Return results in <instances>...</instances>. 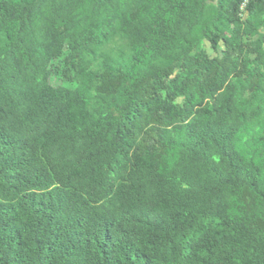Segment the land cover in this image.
<instances>
[{"label": "trees", "instance_id": "16d2710c", "mask_svg": "<svg viewBox=\"0 0 264 264\" xmlns=\"http://www.w3.org/2000/svg\"><path fill=\"white\" fill-rule=\"evenodd\" d=\"M0 264H264V0H0Z\"/></svg>", "mask_w": 264, "mask_h": 264}, {"label": "rangeland", "instance_id": "374dc122", "mask_svg": "<svg viewBox=\"0 0 264 264\" xmlns=\"http://www.w3.org/2000/svg\"><path fill=\"white\" fill-rule=\"evenodd\" d=\"M116 47H117V43H113V44L108 46V48H110L112 53L116 50Z\"/></svg>", "mask_w": 264, "mask_h": 264}]
</instances>
